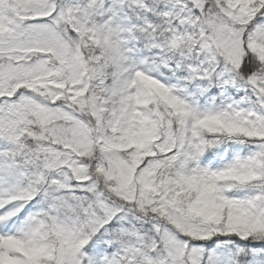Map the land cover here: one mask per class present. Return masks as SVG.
Returning a JSON list of instances; mask_svg holds the SVG:
<instances>
[{"label": "snow or ice", "instance_id": "1", "mask_svg": "<svg viewBox=\"0 0 264 264\" xmlns=\"http://www.w3.org/2000/svg\"><path fill=\"white\" fill-rule=\"evenodd\" d=\"M0 264H264V0H0Z\"/></svg>", "mask_w": 264, "mask_h": 264}]
</instances>
